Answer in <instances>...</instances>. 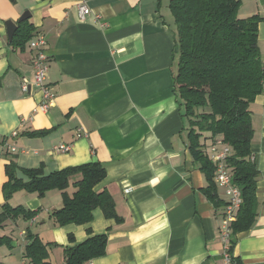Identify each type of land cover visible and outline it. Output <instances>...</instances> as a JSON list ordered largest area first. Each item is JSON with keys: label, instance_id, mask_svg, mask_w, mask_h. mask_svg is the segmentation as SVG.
Listing matches in <instances>:
<instances>
[{"label": "crops", "instance_id": "obj_1", "mask_svg": "<svg viewBox=\"0 0 264 264\" xmlns=\"http://www.w3.org/2000/svg\"><path fill=\"white\" fill-rule=\"evenodd\" d=\"M241 1V16L262 17L258 35L264 62V0ZM81 2L92 9L85 20L78 14ZM27 10L30 17L20 21ZM8 19L17 27L28 20L36 34L46 36L47 82L54 94L47 111L35 110L41 94L33 84L29 92L22 89L25 80L34 79V50L30 41L13 47ZM174 28L170 0H0L1 202L5 167L12 159L45 174L100 161L107 175L97 189L111 192L122 218H107L96 208L88 224L47 227L43 240L56 243L50 247L52 264V255L55 264L64 263V247L73 244L70 234L79 243L90 231L108 233L107 253L95 264H226L220 233L224 208L204 192L207 180L189 150V125L176 98ZM250 107L258 215L251 228L236 234L233 254L244 264H264V92ZM42 129L48 132L30 134ZM60 144L71 149L57 150ZM17 174L25 177L20 170ZM218 192L226 200L219 187ZM46 195L50 203L41 207L50 215L63 198L58 190ZM41 218L39 212L31 227ZM19 220L6 223L13 246L5 256L19 248L25 264L27 238L26 231H16Z\"/></svg>", "mask_w": 264, "mask_h": 264}, {"label": "trees", "instance_id": "obj_2", "mask_svg": "<svg viewBox=\"0 0 264 264\" xmlns=\"http://www.w3.org/2000/svg\"><path fill=\"white\" fill-rule=\"evenodd\" d=\"M241 0H170L175 21L174 57L177 71L174 86L182 116L187 120L188 147L196 165L204 173V192L216 207L227 205L218 192L215 180L216 162L210 146L221 141L230 147L228 165L234 183L240 188L243 203L231 223L230 254L235 264H244L233 254L236 234L253 226L258 215L256 188L259 170L252 158L254 129L251 103L264 92V62L259 46V23L262 17L239 13ZM35 26L28 20L19 24L11 40L13 47L24 48L34 38ZM35 33V34H34ZM35 35V36H34ZM46 129L30 132L41 136ZM7 180L0 200V248H12L13 235L6 232L8 220H31L37 209L13 205L10 198L17 191L37 193L51 190L62 194L63 204L51 211L55 224H88L94 210L101 208L107 218L121 221L116 202L107 188L97 189L107 175L100 161L68 166L45 174L43 168H21L12 159L5 167ZM20 170L25 177H20ZM224 214V213H223ZM23 251L25 264H52L50 247L31 230L26 232ZM64 247L63 264H85L107 253L108 233L94 234L82 242Z\"/></svg>", "mask_w": 264, "mask_h": 264}, {"label": "built area", "instance_id": "obj_3", "mask_svg": "<svg viewBox=\"0 0 264 264\" xmlns=\"http://www.w3.org/2000/svg\"><path fill=\"white\" fill-rule=\"evenodd\" d=\"M78 14L80 20H85L91 13L92 9L84 2L78 4ZM47 40L43 33H39L30 40V46L34 50L32 67L34 70V79L32 83L24 81L22 89L25 92L30 91L33 84L40 92L41 98L36 107V111H47L54 102V94L47 82L49 70V54L46 48ZM15 150V147H12ZM70 144H60L57 150L69 151ZM230 147L221 141H216L210 146L212 157L216 162L215 180L219 188L224 191L227 205L224 209V215L221 225V237L225 244L224 259L226 264H235L230 254L231 223L236 219L237 210L243 203V197L240 188L234 183L233 173L229 169L228 155ZM85 264H95L94 260H89Z\"/></svg>", "mask_w": 264, "mask_h": 264}, {"label": "rangeland", "instance_id": "obj_4", "mask_svg": "<svg viewBox=\"0 0 264 264\" xmlns=\"http://www.w3.org/2000/svg\"><path fill=\"white\" fill-rule=\"evenodd\" d=\"M47 194V193H46ZM45 194V196H39L37 193H30L27 191L20 192L18 195H16L15 197H13V199L11 200V204L13 205H18L19 203H21L23 206L27 207V208H37L35 204H38V214L40 212L42 218L40 221V223L38 225H34V227H31L29 221L30 220H25V219H21L19 220L18 226L16 227V231H20V230H24V231H28L31 230L33 233H40V232H44V234L41 236L39 234V236L44 239L47 238V232H45V229L47 227H52L53 225H56L54 220L52 219V217L48 214V212H46L43 207L41 206H46L47 204L50 203V198L46 197L47 195ZM43 219H45L47 221V223L43 224ZM51 219V221H50ZM49 221V223H48ZM15 236V235H14ZM10 247L7 245H4L0 248V261H3L5 264H20V258H21V253H20V249L17 248L14 251V254L10 257H6L5 253L7 251V249H9ZM53 262L54 264L56 263L55 261V257H53Z\"/></svg>", "mask_w": 264, "mask_h": 264}, {"label": "water", "instance_id": "obj_5", "mask_svg": "<svg viewBox=\"0 0 264 264\" xmlns=\"http://www.w3.org/2000/svg\"><path fill=\"white\" fill-rule=\"evenodd\" d=\"M30 14H31L30 11H28V10L25 11L23 13V15L21 16L20 21L30 17ZM5 25L7 27L8 38L11 41L13 36H14V34H15L14 32H16V30H17V23H15L14 21L8 19V20L5 21Z\"/></svg>", "mask_w": 264, "mask_h": 264}]
</instances>
